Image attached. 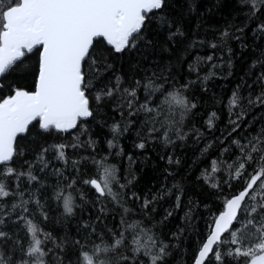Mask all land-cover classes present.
I'll return each instance as SVG.
<instances>
[{"label": "snow or ice", "instance_id": "obj_1", "mask_svg": "<svg viewBox=\"0 0 264 264\" xmlns=\"http://www.w3.org/2000/svg\"><path fill=\"white\" fill-rule=\"evenodd\" d=\"M166 2L0 0V81L13 69L33 77L31 90L10 83L7 85L9 94L0 96V264H167L169 244L141 223L126 222L122 217L118 232L100 228L105 207H100L95 223L82 224L84 237L72 241L74 259L67 258L66 242L57 241L35 220V213H39L44 221L49 218L37 195L39 189L30 191L22 187L26 182L35 188V184L41 182L33 172L34 164L26 161V170L14 167L16 159L24 154L19 139L32 134L33 129L41 137L78 133L74 136L75 143L42 146L36 155L35 164L40 166V172L49 167V152L54 153V159L67 165L66 149L84 146L79 136L87 132L89 120L95 118L93 102L99 105L115 98L117 93L126 103L129 117L143 114L146 138L136 145L137 148L144 149L146 140H157L169 146L188 137L184 120L197 105L184 94L187 84L168 91L163 83H157V79L163 78L153 74L143 82L137 80L131 87L121 88L120 78L116 77L115 85L100 84L99 90L94 92L97 85L93 80L111 67L108 58L137 48L152 19L163 11ZM243 3L248 8L249 19L264 11V0H243ZM161 22H165L162 17ZM255 30L264 35V22L257 23ZM221 38H229L228 30L221 33ZM210 47L217 45L212 43ZM202 59L210 62L213 57ZM258 66L254 83L260 85L261 91L255 98L249 96L247 104L259 107L264 106V60L254 61L251 68ZM189 69L197 71L195 65H190ZM212 75L214 73H209L204 81ZM4 88L5 84L0 82V92ZM140 92H143V99ZM156 93L163 95V100H159ZM227 107L232 126L228 135L232 136L239 132L246 117L238 91L232 92ZM216 118L215 112L209 115L206 121L209 129L214 127ZM111 130L115 138L128 128L121 129L119 124H114ZM195 132L198 137L201 135L198 130ZM85 143L94 148L90 138ZM231 144L235 151L229 156L232 162H225L228 176L223 183L232 188V182L237 181L240 190L226 197L223 210L211 216L193 264H264V128L255 135L233 138ZM108 145L109 148L117 147L114 140H109ZM222 151L229 152V148L224 147ZM167 159L169 164L174 162L171 156ZM79 163L71 161L77 171ZM93 164L97 176L85 179L83 183L94 189L97 200L110 197L121 206L125 215L129 214L131 210L121 202L122 194L113 190V184L119 183L115 168L107 166L103 158L93 159ZM210 165V171L203 174L204 181L219 189L220 183L213 181L221 168L215 159ZM53 174L63 178L61 168H55ZM75 185V178L63 186L57 184L53 194V199L62 204L68 216L79 206L75 203L76 196L86 200L85 193ZM119 187L123 189L126 185ZM65 189H73L75 195L71 192L65 195ZM25 191L29 192L28 199H24ZM164 194H171V189ZM164 194L151 199L145 197L142 208L149 209ZM133 196L140 199L135 193ZM176 207H180L179 194L176 195ZM171 215L168 211L167 216ZM16 229L24 232V240ZM49 243L52 247H48Z\"/></svg>", "mask_w": 264, "mask_h": 264}, {"label": "trees", "instance_id": "obj_2", "mask_svg": "<svg viewBox=\"0 0 264 264\" xmlns=\"http://www.w3.org/2000/svg\"><path fill=\"white\" fill-rule=\"evenodd\" d=\"M161 17L165 22H161ZM259 22H264V11L258 17L249 19V11L243 0H167L166 7L152 19L137 48L110 56L108 63L111 67L93 80V84L97 85L94 92L99 90L100 84L115 85L116 77L120 78L121 88L131 87L137 80L143 82L153 74L163 78L157 79V83H163L168 91L187 84L184 94L197 107L184 120V131L189 135L183 141L176 140L174 145L165 146L157 140H146L144 149L137 148L136 145L146 138L142 127L143 114L129 117L120 93L99 105L93 102L95 118L89 120L87 132L79 136L84 146L66 149L67 165L54 159V153L49 152V167L40 172V166L35 164L36 155L42 146L75 143L74 136L78 133L41 137L33 129L32 134L19 139L24 154L16 159L14 167L26 170V161L34 164L33 172L41 182L35 184V188L26 182L22 187L30 191L39 189L37 195L49 217L44 221L39 213H35V220L57 241L66 242L67 258L74 259L72 241L84 237L82 224L95 223V217L100 215V207H105L106 214L100 228L118 232L122 217L126 222H139L169 244L167 264L193 263L211 216L223 210L226 197L240 190L237 181L232 182V188L223 183L228 176L225 162H232L229 156L235 151L231 140L255 135L264 128V106L247 104L249 96L255 98L261 91L260 85L254 83L259 66L257 69L251 68L254 61L264 60V35L255 30ZM225 30L229 32V38L222 39L221 33ZM212 43L217 47H210ZM208 56L213 57L212 61L202 59ZM190 65H195L197 71H190ZM213 65L216 67L213 68ZM209 73L214 75L204 81ZM0 82L5 84L0 92V96H3L9 94L7 85L10 83L31 90L33 77L21 75L13 69ZM249 84L251 88L247 87ZM233 91L239 92L246 117L239 132L229 136L232 126L227 104ZM139 95L143 99V92ZM156 96L159 100L164 98L160 93H156ZM121 104L124 106L120 107ZM212 112L217 114V118L214 127L209 129L206 121ZM114 124L128 130L114 138L111 130ZM195 130L201 134L199 137ZM89 138L94 141V148L85 143ZM109 140H114L117 147L109 148ZM224 147H228L229 152H223ZM169 156L173 158L172 164L168 163ZM102 158L107 166L115 168L119 183L113 184V190L122 194L121 202L131 210L127 215L110 197L97 200L94 189L83 183L85 179L97 176L93 159ZM213 159L221 168L213 181L220 183L219 189L210 187L203 178L205 171H210V161ZM73 160L80 162L78 171L71 164ZM55 168L63 170V178L53 174ZM73 178L76 179L75 188L85 193L86 200L82 201L76 196L75 203L79 206L73 215L68 216L62 204L53 199V194L57 184L63 186ZM120 184L126 187L121 189ZM169 189L171 194H164ZM70 192L75 195L73 189H65V195ZM133 193L140 199H135ZM158 194H164L163 198L156 199L149 209L142 208L145 197L151 199ZM177 194L180 195L179 208L176 207ZM28 195L29 192L25 191L24 199H28ZM168 211L172 212L171 216H167ZM15 231L24 240V232L19 229ZM174 233L177 235L173 236ZM48 247H52V244L49 243Z\"/></svg>", "mask_w": 264, "mask_h": 264}, {"label": "water", "instance_id": "obj_3", "mask_svg": "<svg viewBox=\"0 0 264 264\" xmlns=\"http://www.w3.org/2000/svg\"><path fill=\"white\" fill-rule=\"evenodd\" d=\"M193 264V263H192Z\"/></svg>", "mask_w": 264, "mask_h": 264}]
</instances>
